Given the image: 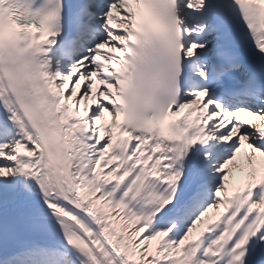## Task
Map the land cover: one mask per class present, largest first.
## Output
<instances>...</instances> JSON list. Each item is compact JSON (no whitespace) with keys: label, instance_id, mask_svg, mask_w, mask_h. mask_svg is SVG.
Listing matches in <instances>:
<instances>
[{"label":"snow or ice","instance_id":"obj_1","mask_svg":"<svg viewBox=\"0 0 264 264\" xmlns=\"http://www.w3.org/2000/svg\"><path fill=\"white\" fill-rule=\"evenodd\" d=\"M0 264H264V0H0Z\"/></svg>","mask_w":264,"mask_h":264}]
</instances>
